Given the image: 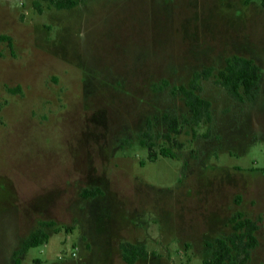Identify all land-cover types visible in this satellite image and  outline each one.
Returning a JSON list of instances; mask_svg holds the SVG:
<instances>
[{
  "label": "rangeland",
  "instance_id": "rangeland-1",
  "mask_svg": "<svg viewBox=\"0 0 264 264\" xmlns=\"http://www.w3.org/2000/svg\"><path fill=\"white\" fill-rule=\"evenodd\" d=\"M233 55L261 67L254 101L217 83ZM208 67L195 124L177 90ZM237 211L263 216L245 264H264L262 0H0V264L41 220L25 264H128L126 241L149 252L133 264H203Z\"/></svg>",
  "mask_w": 264,
  "mask_h": 264
},
{
  "label": "trees",
  "instance_id": "trees-1",
  "mask_svg": "<svg viewBox=\"0 0 264 264\" xmlns=\"http://www.w3.org/2000/svg\"><path fill=\"white\" fill-rule=\"evenodd\" d=\"M42 1H47L56 8L62 9L73 8L87 0H32L34 8L39 12L42 11ZM262 5L264 6V0H262ZM213 72L214 67L197 71L194 73L189 85H182L177 90L182 93L186 104L191 109L192 120L195 124H199L206 119L211 120L212 104L199 94L201 87L198 81L201 78L211 77ZM217 76V83L223 86L233 98L241 102L254 101L256 99L255 89L262 79V70L254 59L242 55H233L226 58L225 66L218 71ZM165 119L169 127L166 137L171 139L172 134L180 133L179 120L170 115H166ZM143 144L149 148L150 159H156L157 153L153 151L152 145L147 142H143ZM161 154L167 157H175V154L165 148L162 149ZM81 194L85 198H90L103 194V191L100 187L85 188ZM262 221L263 216L254 219L246 216L242 211H237L230 218L234 230L233 233L226 237L216 238L213 255L211 258L204 260L203 264H245L249 259L250 251L259 244L257 232ZM55 224L56 222L53 220L39 221L38 227L30 232L21 247L14 252L15 264H25L20 255L28 252L33 247H38L47 242L49 233L46 228ZM120 249L123 259L128 264H133L139 258L149 255L145 245L129 241L122 242Z\"/></svg>",
  "mask_w": 264,
  "mask_h": 264
}]
</instances>
